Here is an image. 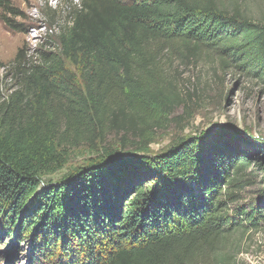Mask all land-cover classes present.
<instances>
[{
	"label": "trees",
	"instance_id": "trees-1",
	"mask_svg": "<svg viewBox=\"0 0 264 264\" xmlns=\"http://www.w3.org/2000/svg\"><path fill=\"white\" fill-rule=\"evenodd\" d=\"M77 1L55 44L16 55L0 97V233L31 264H236L232 237L264 224V204L229 209L248 158L224 136L179 139L160 156L148 146L158 119L185 107L164 86L163 57L219 52L264 83V24L226 0ZM106 133L137 143L114 150ZM81 148L86 165L44 181Z\"/></svg>",
	"mask_w": 264,
	"mask_h": 264
},
{
	"label": "rangeland",
	"instance_id": "rangeland-1",
	"mask_svg": "<svg viewBox=\"0 0 264 264\" xmlns=\"http://www.w3.org/2000/svg\"><path fill=\"white\" fill-rule=\"evenodd\" d=\"M4 1L15 10L14 16L3 14ZM225 2L230 10L237 8L255 22L264 24V0ZM77 6V0H0V97L15 87L13 61L16 55L20 53L25 62L33 61L34 51L47 49L45 43L55 44L59 28L72 7ZM1 37L6 40L5 45ZM174 46L184 50L180 44ZM225 58L219 52L204 49L183 59L163 57L164 86L173 85L188 113L180 119L184 109L176 106L172 115L161 116L158 128L152 131L153 141L148 151L151 156H160L179 139H202L207 135L205 144L213 145L217 137H227L225 141L229 147L248 158L250 168L246 174L251 175L248 184L237 194L238 203L229 207L232 213L239 207L264 204V83L238 71L228 62L224 65ZM221 130L225 134L217 135ZM130 142L129 146H133L137 140L108 133L102 138V145L118 151ZM226 146L221 144L222 149ZM88 155L83 148L72 151L65 168L44 181L56 183L71 169L86 165L91 159ZM232 239L238 253L234 259L236 264H264V224L255 230L237 233ZM0 264H31L27 247L13 239L9 242L0 233Z\"/></svg>",
	"mask_w": 264,
	"mask_h": 264
},
{
	"label": "bare ground",
	"instance_id": "bare-ground-1",
	"mask_svg": "<svg viewBox=\"0 0 264 264\" xmlns=\"http://www.w3.org/2000/svg\"><path fill=\"white\" fill-rule=\"evenodd\" d=\"M4 37H1V43L3 44V45H5L6 44V40L5 39H3Z\"/></svg>",
	"mask_w": 264,
	"mask_h": 264
}]
</instances>
